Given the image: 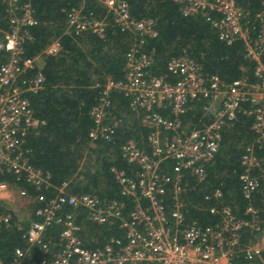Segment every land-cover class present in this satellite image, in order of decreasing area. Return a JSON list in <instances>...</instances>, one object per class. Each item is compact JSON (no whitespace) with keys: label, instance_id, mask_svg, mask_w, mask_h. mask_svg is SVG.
I'll return each mask as SVG.
<instances>
[{"label":"built area","instance_id":"obj_1","mask_svg":"<svg viewBox=\"0 0 264 264\" xmlns=\"http://www.w3.org/2000/svg\"><path fill=\"white\" fill-rule=\"evenodd\" d=\"M183 16H202L216 30L218 39L228 45L242 42L245 57L253 64V79L243 76L225 83L218 75L204 73L186 54L172 57L166 71L171 79L148 72L152 55L143 50L146 39L157 37L153 19L135 20L121 0H100L121 32L137 39L125 55L121 81L107 79L97 105L91 110V141L107 138L120 126L112 115L110 93L118 91L129 99V108L148 130L146 146L128 139L120 147L129 173L111 168L122 197L132 200V209L124 215L125 205L101 201L91 194L69 195L63 184L54 198L34 214L24 238L28 246L16 249L10 264H264L263 233L257 210L251 200L264 183V0L261 10L250 22L236 0H175ZM8 29L0 27V174H12L36 190L49 186V176L33 168L25 157L23 144L27 134L45 125L36 118L26 97L41 89L44 78L40 57L24 56V44L31 40L28 28L38 24L31 7L20 0H4ZM217 15V17H216ZM67 31L75 35L105 33V19L80 8L67 12ZM60 49L54 40L44 50L55 55ZM36 70L27 79L25 74ZM24 76V77H23ZM202 101L203 113L210 120L187 125L186 113L192 103ZM243 104H246L243 107ZM241 112L252 118L254 140L242 156L241 194L247 205L240 216L221 189L203 194L195 205L211 217V224L200 226L187 221L183 199L191 188L206 179L205 166L215 157L221 142V129ZM17 192L20 200L30 203L26 190L16 183L0 181V231L16 216L10 197ZM167 198L171 204H167ZM37 199H41L37 197ZM64 206L71 211L60 218ZM77 212L97 226L117 223L122 237H111L101 247L88 249L76 222ZM59 224L55 241L44 240L47 227ZM249 231L248 237L244 233ZM38 257L32 262V248ZM0 264H4L0 260Z\"/></svg>","mask_w":264,"mask_h":264},{"label":"trees","instance_id":"obj_2","mask_svg":"<svg viewBox=\"0 0 264 264\" xmlns=\"http://www.w3.org/2000/svg\"><path fill=\"white\" fill-rule=\"evenodd\" d=\"M121 1L127 5L133 19L150 18L156 23L157 37L146 39L142 47L145 53L152 55L148 72L153 76L170 80L166 71L167 62L172 57L186 54L200 65L204 73L218 75L225 83L243 76L253 79V64L245 57L242 42L228 45L220 41L216 30L204 17L183 16L175 0ZM262 1L236 0V3L248 13L252 22L261 10ZM20 2L31 7L38 21L37 25L27 29L31 40L24 44V56L40 57V72L44 81L40 90L28 92L26 97L34 116L45 122L38 130L27 134L23 149L28 163L49 176V186L36 190L24 180L17 182L12 174H0V181L16 183L26 190L31 200L29 214L24 220L20 221L12 215L10 224L0 231V260L4 264L11 263L16 249L28 246L25 231L31 221L40 220L34 211L54 198L63 184H66L69 195L91 194L102 202H122L125 205L124 215H127L132 209V200L122 197L111 168L127 173L134 169L122 159L120 147L128 139L145 147L148 133L141 126L136 113L129 108V99L121 92L112 91L110 111L121 119V124L107 138L96 141L89 138L93 125L90 112L97 105L106 80L123 79L125 55L137 41L133 34L121 32L116 27L112 15L100 0ZM6 7L4 0H0V27L5 30L8 29ZM72 8H80L83 13H92L99 19L104 18V36L99 37L91 32L75 35L67 31V12ZM54 40L59 41L58 53L45 55L44 50ZM35 74L36 70H31L25 77L31 79ZM203 103H192L193 109L184 116L185 124L194 126L210 120L204 116ZM251 124V117L238 112L232 122L222 127L219 150L205 166V181L196 184L193 178L189 179L193 188L183 196L186 203L183 212L187 221H195L200 226L211 224L212 218L195 205L205 206L208 202L202 203L203 194L214 189H221L226 203L243 216L247 202L240 191L244 173L241 156L246 146L254 140ZM258 152L264 157V150ZM251 203L264 230V183L253 194ZM167 204H171L168 198ZM70 211L68 206H64L60 218ZM76 222L88 249L101 247L111 237L123 236L117 223L97 226L88 222L82 212H77ZM60 231L59 224H52L47 227L44 240H57ZM244 234L248 237L249 231L246 230ZM32 255L31 263L38 257V250L34 247ZM262 256L264 258V251Z\"/></svg>","mask_w":264,"mask_h":264},{"label":"rangeland","instance_id":"obj_3","mask_svg":"<svg viewBox=\"0 0 264 264\" xmlns=\"http://www.w3.org/2000/svg\"><path fill=\"white\" fill-rule=\"evenodd\" d=\"M10 204L16 215V218L20 221H23L26 215H28L29 203H26L25 200H20L17 192L13 191V194L10 197ZM264 236V233L263 235Z\"/></svg>","mask_w":264,"mask_h":264},{"label":"crops","instance_id":"obj_4","mask_svg":"<svg viewBox=\"0 0 264 264\" xmlns=\"http://www.w3.org/2000/svg\"><path fill=\"white\" fill-rule=\"evenodd\" d=\"M263 241H264V236H263Z\"/></svg>","mask_w":264,"mask_h":264}]
</instances>
